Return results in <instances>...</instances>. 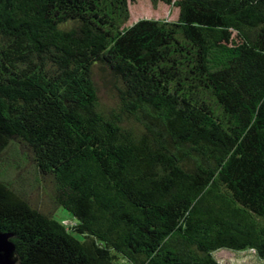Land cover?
<instances>
[{"label":"trees","instance_id":"obj_1","mask_svg":"<svg viewBox=\"0 0 264 264\" xmlns=\"http://www.w3.org/2000/svg\"><path fill=\"white\" fill-rule=\"evenodd\" d=\"M137 1L0 0V230L16 264L264 260V0H150L176 18L126 25Z\"/></svg>","mask_w":264,"mask_h":264},{"label":"rangeland","instance_id":"obj_2","mask_svg":"<svg viewBox=\"0 0 264 264\" xmlns=\"http://www.w3.org/2000/svg\"><path fill=\"white\" fill-rule=\"evenodd\" d=\"M129 8V17L127 19L126 25H130L133 21L140 17H153V18H165V19H175L178 14V8L173 4L166 5L162 2L153 3L150 0H138L137 2H130L128 4ZM96 82L98 85V93L100 96V101L104 105H108L111 100V92L108 91V88L105 86V83L102 81V77L96 73L95 75ZM9 153L5 154L4 160H9L13 163L18 159L16 155H13V152L8 151ZM38 191V192H37ZM36 194V199L45 203L46 206H52L48 197L37 190H33V194ZM52 216L57 220H60L64 223L70 222L69 213L57 205L55 209L51 212ZM213 255L219 264H264V260L260 259L253 249H244L233 251L226 248H219L213 251Z\"/></svg>","mask_w":264,"mask_h":264},{"label":"water","instance_id":"obj_3","mask_svg":"<svg viewBox=\"0 0 264 264\" xmlns=\"http://www.w3.org/2000/svg\"><path fill=\"white\" fill-rule=\"evenodd\" d=\"M11 236V232L0 230V264H16L17 256Z\"/></svg>","mask_w":264,"mask_h":264}]
</instances>
